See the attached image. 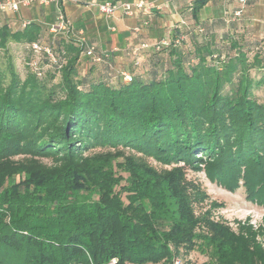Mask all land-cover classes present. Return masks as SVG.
<instances>
[{
	"label": "trees",
	"instance_id": "trees-1",
	"mask_svg": "<svg viewBox=\"0 0 264 264\" xmlns=\"http://www.w3.org/2000/svg\"><path fill=\"white\" fill-rule=\"evenodd\" d=\"M208 1L191 13L209 38L191 33L185 49L177 35L158 49L166 61L140 75L129 70V82L78 78L82 45L52 50L62 64L45 82L36 73L21 80L4 54L0 264H173L194 249L209 250L214 264H264L250 226L236 234L209 212L195 217L187 194L182 166L202 165L210 182L230 192L241 186L264 206V102L254 97L264 87V48L250 58L230 34L217 42L218 21L199 20ZM28 25H2L0 51L37 42L39 28ZM56 73L59 82L49 84ZM95 148L105 151L86 154ZM143 157L182 165L160 171ZM203 225L208 231H197Z\"/></svg>",
	"mask_w": 264,
	"mask_h": 264
},
{
	"label": "crops",
	"instance_id": "crops-1",
	"mask_svg": "<svg viewBox=\"0 0 264 264\" xmlns=\"http://www.w3.org/2000/svg\"><path fill=\"white\" fill-rule=\"evenodd\" d=\"M102 1L75 0L59 2L57 5L20 8L15 14L0 13V27L7 25L15 32L29 26L28 24H35L40 31L36 41L56 52L67 43L79 47L78 33L81 32L84 45H91L95 49L93 57L79 54L78 68L85 67L86 71L87 67H94L95 70L85 72L86 77L103 78L111 83L113 79L117 81L121 73L141 66L142 62L150 67L155 61H166L164 53L154 54L159 49L158 45H167L189 28L196 32L195 26L198 23L193 20L191 10L197 0H140L152 6L137 9L132 16L117 9L110 18L104 17L97 9V5ZM216 2L219 1L210 0L200 10V21H204L201 18L203 9ZM59 13L68 23L69 31L66 34L53 35L49 28L55 24ZM213 20L214 17L209 22ZM11 43L29 47L27 43L9 44ZM113 73L117 74L115 78Z\"/></svg>",
	"mask_w": 264,
	"mask_h": 264
},
{
	"label": "rangeland",
	"instance_id": "rangeland-1",
	"mask_svg": "<svg viewBox=\"0 0 264 264\" xmlns=\"http://www.w3.org/2000/svg\"><path fill=\"white\" fill-rule=\"evenodd\" d=\"M235 8H240V5L235 1H231L230 3L225 1L216 2L214 5L203 9L201 18H203L204 21L201 22L212 23L213 21H209L214 17L215 20L218 21L214 24V28L212 29L215 32L216 41L220 42L223 34H230L243 45L242 49L246 51L251 58L258 47L264 48V0H248L247 4L242 7L244 12L242 11L241 15L237 18L231 15ZM245 11H249L251 14ZM189 21H191V19H189ZM199 27L202 28V26ZM186 32L183 33L182 42L179 46L180 48L183 47L188 49L191 47V33L195 34L198 32L197 35H194L195 40L198 42H202L205 38H209L210 36V33H206L205 29H201L200 31L197 29L194 33L192 29L189 28ZM162 46L166 45L161 44L159 48L161 49ZM40 47L47 48L46 45L43 44H40ZM156 52L158 54L159 50ZM5 53L11 58L21 80H24L27 74L34 73L35 69L31 67L30 63L37 61L35 58L36 54H34L29 47H22L13 43L8 44L6 52L0 51V67L2 70H4L6 65ZM143 63L144 62L137 68H132L134 74L140 75L147 72L148 66ZM37 67L38 72L41 74V76H39L41 78L40 80L43 82L47 81L53 67L44 53L41 54L40 60L37 61ZM92 70H95L94 67L90 68L89 66L86 71L91 72ZM86 71L85 67L78 68V78L81 79L83 76L87 75L85 73ZM250 74L251 76L259 77V73L256 72V70H251ZM113 75V78L117 76V74L114 73ZM59 80V73H56L55 78L49 84L57 83ZM112 81L114 84L116 80L113 79ZM254 97L260 102H264V87L255 90ZM117 149L122 151L124 155L141 157L140 154L130 149H122L120 147ZM103 151L105 150L95 148L86 154L91 155ZM143 159L160 171H168L174 166L182 165L161 166L153 160V158L143 157ZM42 161L46 164H50L51 162L50 159H42ZM182 167L185 171V183L188 186L187 194L191 196V208L195 217L201 218L204 214L209 212L208 219L211 222L228 227L236 234L240 231L241 226H250L252 228L251 231L256 233L255 240L264 249V206L250 201L246 196L244 188L241 186L236 191L230 192L225 190L224 187H221L218 183L210 182L205 176L202 165L198 170ZM15 178L17 179V177ZM122 200L126 203L124 195H122ZM198 228L197 231L200 230V232H206L207 230L204 225L203 227L198 226ZM182 262L183 264H214L211 252L209 250L201 252L199 249H194L189 254L185 255V257L182 258Z\"/></svg>",
	"mask_w": 264,
	"mask_h": 264
},
{
	"label": "built area",
	"instance_id": "built-area-1",
	"mask_svg": "<svg viewBox=\"0 0 264 264\" xmlns=\"http://www.w3.org/2000/svg\"><path fill=\"white\" fill-rule=\"evenodd\" d=\"M75 0H2L0 1V13H6V14H15L17 13L20 8H29L34 5L39 6H49L51 4L57 5L59 2H73ZM217 1H235L238 3L241 7H243L248 0H217ZM151 4H145L143 1H137L134 2L133 0H103L101 3L97 5L98 11L106 18L112 17L117 9H121L122 12L128 16H132L137 9H142L144 7L150 8ZM241 13V10H236L234 12V16H239ZM68 23L64 19L63 15L61 13L58 14L56 18V22L54 25H51L49 28V32L53 35H57L59 33L66 34L68 32ZM79 36V42L80 45L83 47L82 55L86 57H93L94 56V47L89 45H84V40L82 37V33H78ZM180 39H177L175 41L176 44H179ZM166 45V44H163ZM30 50L36 54L35 58L37 61L40 60L41 54H45L51 64L58 65V67L61 66L62 62H59L58 59L55 58V56L52 53V50L50 48H41L39 42H33L29 46ZM98 60V59H96ZM37 61H33L30 63L31 67L35 69L34 73H36L37 76H41L40 72H38L37 67ZM121 76L123 78V81L129 82L131 81V77L126 73H121ZM173 264H182V262L178 259L174 261Z\"/></svg>",
	"mask_w": 264,
	"mask_h": 264
}]
</instances>
